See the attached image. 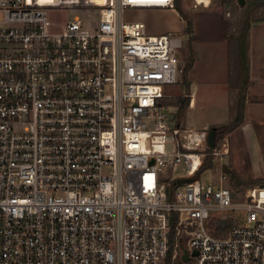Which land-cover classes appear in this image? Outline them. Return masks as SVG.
<instances>
[{
  "label": "built area",
  "instance_id": "1",
  "mask_svg": "<svg viewBox=\"0 0 264 264\" xmlns=\"http://www.w3.org/2000/svg\"><path fill=\"white\" fill-rule=\"evenodd\" d=\"M173 4L0 0V264H161L174 218L185 264H264V181L235 197L225 171L195 176L208 129L163 103L181 32L124 17Z\"/></svg>",
  "mask_w": 264,
  "mask_h": 264
},
{
  "label": "rangeland",
  "instance_id": "2",
  "mask_svg": "<svg viewBox=\"0 0 264 264\" xmlns=\"http://www.w3.org/2000/svg\"><path fill=\"white\" fill-rule=\"evenodd\" d=\"M205 1L207 5H195L194 0H181L184 15L192 22L190 34L185 31L186 19L181 17L174 5L126 8L124 17L143 20L151 33L170 30L181 32L183 44L179 51V79L177 83L168 85L163 99L166 108L173 110L174 114L182 95L190 91L191 78L188 71L194 61L195 51L202 47L208 51L211 47L209 50H217L219 53L220 49L227 46L228 112L211 100L204 109L192 106L189 121L196 129L209 130L210 124L203 127L202 121L205 119L224 121L221 123L233 120L238 116V92L246 80L242 91L244 99L241 122L232 131L215 136L217 153L212 155V164L200 172L202 181H212L227 166L226 184L237 197L244 188L264 181V0H246L243 5L234 0ZM64 13L67 17L77 14L69 9ZM50 17L54 22L61 19L57 13H50ZM187 65L186 78H183V69ZM197 77L192 79L197 81L200 79ZM175 85L177 89L174 91ZM180 124L185 126L183 121ZM224 214L219 213L218 216ZM222 220L211 221L210 230L224 234L225 229H217L218 224H223ZM232 220H228L229 223ZM188 235L182 230L181 241L184 242ZM180 255L174 246L173 264H181ZM161 264H165V261Z\"/></svg>",
  "mask_w": 264,
  "mask_h": 264
},
{
  "label": "crops",
  "instance_id": "3",
  "mask_svg": "<svg viewBox=\"0 0 264 264\" xmlns=\"http://www.w3.org/2000/svg\"><path fill=\"white\" fill-rule=\"evenodd\" d=\"M209 49H211V47L208 48V51L202 47L199 51L198 49L195 51L194 61L188 71L189 78H191V80L189 84L190 98L188 104L185 107V114L183 118V124L186 127L194 128L189 121V112L190 109H192V106L204 109L205 105H207L208 102H211L212 100L226 112H228L229 109L227 46L224 49H220L219 53L217 52V50L212 52ZM218 54L219 56L215 58ZM195 76H198L197 78H200L197 80L198 82L192 79ZM176 89L177 87L175 85L174 91ZM213 97L215 99H213ZM221 122L224 121L208 118L203 120L202 124L204 127L207 124L209 125ZM174 219L172 220L171 226L172 224H175Z\"/></svg>",
  "mask_w": 264,
  "mask_h": 264
},
{
  "label": "trees",
  "instance_id": "4",
  "mask_svg": "<svg viewBox=\"0 0 264 264\" xmlns=\"http://www.w3.org/2000/svg\"><path fill=\"white\" fill-rule=\"evenodd\" d=\"M173 5L177 8V10L179 11V14L181 15V17L186 19L185 31L188 34H190L192 32V30H191L192 22H191L190 19L186 18V16L184 15V11L182 10V7H181V0H174V4ZM187 67H188V65L184 66L183 78H186ZM245 81L246 80H244V83H242V88L238 92V95H239L238 96V116L235 117L233 120H230L227 123H213V124L209 125L210 128H214L216 137H218L219 135H221L223 133L232 131L241 122V119H242V106H243L242 105L243 104L242 100L244 99V95L242 94V91L244 90V86L246 85ZM189 98H190V91H187V92L184 93V95H182L181 102L179 103L178 110H177V112L175 114L178 124H180L181 121H183L184 114H185V107H186V105L189 102ZM211 150H212L211 148L207 147L206 151H208V154L205 156V159L203 160V162L199 166L195 176H198L199 173L202 170H204L205 168H207L208 166H210L212 164V162H211L212 154H210ZM174 182L175 181H173V180L169 181L167 187L168 188H172L174 186L173 185ZM228 220H230V218H224L222 220L223 224L222 225L218 224L217 229H223V230L226 229L227 226L229 225V221ZM175 232H176L175 224H172L171 229H170V247H169V251H168L166 257L163 260V261H165V264H173L172 260H173V253H174ZM179 262L181 264L185 263L181 259V257H179Z\"/></svg>",
  "mask_w": 264,
  "mask_h": 264
},
{
  "label": "water",
  "instance_id": "5",
  "mask_svg": "<svg viewBox=\"0 0 264 264\" xmlns=\"http://www.w3.org/2000/svg\"><path fill=\"white\" fill-rule=\"evenodd\" d=\"M244 2H245V0H236V3L239 4V5H243ZM207 141H208L209 147H211V148L214 147V143H215V131H214V128H210L208 130V133H207ZM222 170L223 171H226L227 170V166H224ZM189 179L190 178H188V177H183V178H179L177 180V182L185 181V180H189ZM179 240L181 241V238ZM181 249H182V251H181V255L180 256H181V259L183 261H186L189 258L190 254H196L197 253V250L196 249H193L190 252V254H189L186 246L183 245V244H181Z\"/></svg>",
  "mask_w": 264,
  "mask_h": 264
}]
</instances>
